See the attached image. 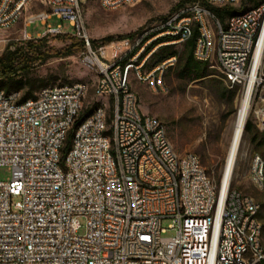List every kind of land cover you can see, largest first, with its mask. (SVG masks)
<instances>
[{"label":"built area","instance_id":"obj_1","mask_svg":"<svg viewBox=\"0 0 264 264\" xmlns=\"http://www.w3.org/2000/svg\"><path fill=\"white\" fill-rule=\"evenodd\" d=\"M85 2L0 0V30L43 5L27 18L23 39L76 37L80 61L97 72L87 105L82 80L45 86L24 101L0 90V169L12 171L9 180L0 178V264H264L261 203L234 187V168L216 182L197 154L178 153L165 124L141 111L132 86L161 85L178 54L147 69L151 56L196 34L194 58L215 61L242 95L250 90L247 119L264 132V2L222 24L210 7L239 0H192L142 33L109 43L92 40ZM138 2L100 0L106 10ZM54 17L74 32L52 26ZM35 21L46 29L34 38L26 27ZM250 175L264 193L259 154ZM168 230L175 234L163 236Z\"/></svg>","mask_w":264,"mask_h":264},{"label":"rangeland","instance_id":"obj_2","mask_svg":"<svg viewBox=\"0 0 264 264\" xmlns=\"http://www.w3.org/2000/svg\"><path fill=\"white\" fill-rule=\"evenodd\" d=\"M82 1H86L84 11L89 34L95 43H101L108 36L118 38L130 33L140 34L157 25L160 20L177 10L175 7L181 0H139L134 5L115 10L104 9L100 0ZM234 6L239 12H243L252 8L254 1L239 0ZM45 9L47 8L43 5L33 4L15 26L1 29L0 54L8 44L27 41L22 35L27 18ZM49 23L52 26L61 23L66 33L74 32L69 21L54 17ZM45 29L46 26L40 21L26 27L27 32L34 38ZM42 38L44 46L51 50V57L44 64L37 65L33 71L39 83L65 84L82 80L88 85L85 105L94 101L97 72L80 61L82 49L80 41L71 35H46ZM73 44L76 45L72 47ZM70 46L73 53L64 55V50ZM169 46L173 52L183 56L185 44ZM156 53L157 51L149 59L147 69L160 61ZM181 66L182 63L178 61L175 67L166 71L161 77V85L155 86L133 80L132 86L139 94L141 111L160 119L165 124L174 149L180 154L186 152L197 154L207 173L214 181L219 182L226 165L233 124L243 95L239 89L228 86L215 61L208 62L207 75L202 78L183 77L180 73ZM109 115H112L111 111ZM248 120H251L255 127L252 132L244 130L242 154L237 161L234 187L261 203L262 209L258 217L264 226V193L255 186L250 175L253 156L256 154L263 156L264 150V146H257L251 138L256 132L259 137L264 132L256 127L252 119ZM11 176L10 167L0 169L1 180L7 181ZM170 222L165 219L162 226L169 228ZM80 223L83 226L80 233L83 234L86 219L81 217ZM174 234V230H168L163 236Z\"/></svg>","mask_w":264,"mask_h":264},{"label":"trees","instance_id":"obj_3","mask_svg":"<svg viewBox=\"0 0 264 264\" xmlns=\"http://www.w3.org/2000/svg\"><path fill=\"white\" fill-rule=\"evenodd\" d=\"M192 0H181L175 7L178 9L185 5L186 2ZM254 6H257L264 0H253ZM211 11L216 15L222 24L226 23L228 17L241 13L234 5L225 6H211ZM246 11V10H245ZM244 12V11H243ZM136 33H130L124 36L115 38L108 36L103 39V43H109L114 40H121L128 37H133ZM195 36L185 43V52L181 57L177 52L172 51L169 45L160 46L157 50L159 60H163L172 53L178 54V61L182 63L181 75L183 77L202 78L207 75L208 63L200 62L194 58L193 50L195 46ZM76 44H73L75 46ZM81 45V44H80ZM73 53L71 46L64 50V55ZM51 57V50L46 48L43 44V38L30 39L17 44H8L4 51L0 54V90L6 93L19 92L21 93L20 101L33 98L41 88L48 86L47 84L39 83V79L33 75V71L37 65L44 64ZM52 85V84H49ZM93 108H85L82 116L85 117L90 114ZM254 124L251 120L246 122L245 130L252 132ZM252 141L257 146H264V134L259 137L258 133H254ZM67 146H70V139ZM264 157V150L263 156Z\"/></svg>","mask_w":264,"mask_h":264},{"label":"bare ground","instance_id":"obj_4","mask_svg":"<svg viewBox=\"0 0 264 264\" xmlns=\"http://www.w3.org/2000/svg\"><path fill=\"white\" fill-rule=\"evenodd\" d=\"M249 108H250V90L243 94L242 100L239 105V109L237 111L234 120L230 145L227 151V161L223 171V174L225 173L226 180H228L233 168H234L233 177H235L236 175L235 170L237 167L238 158L242 154L243 136L246 126V121L249 114Z\"/></svg>","mask_w":264,"mask_h":264}]
</instances>
